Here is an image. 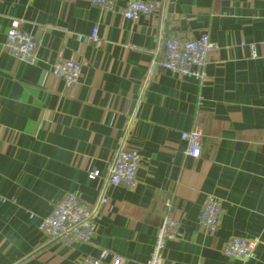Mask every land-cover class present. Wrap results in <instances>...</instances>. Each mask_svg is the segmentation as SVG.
Wrapping results in <instances>:
<instances>
[{
  "label": "crops",
  "instance_id": "0c3cea01",
  "mask_svg": "<svg viewBox=\"0 0 264 264\" xmlns=\"http://www.w3.org/2000/svg\"><path fill=\"white\" fill-rule=\"evenodd\" d=\"M160 1V13L127 20L126 0L113 11L89 0H0V264H81L102 251L106 264L113 255L145 264L165 200L179 230L163 264H264V0H175L168 22ZM14 19L37 40L33 65L3 49ZM93 29L98 43L80 42ZM204 34L218 46L205 83L157 65L165 40ZM60 60L81 64L71 88L51 75ZM195 127L202 150L192 159L180 134ZM128 149L142 157L137 184L107 187L91 240L44 237L40 221L65 195L98 204ZM209 195L222 209L214 234L197 223ZM233 237L255 241L254 258L226 257Z\"/></svg>",
  "mask_w": 264,
  "mask_h": 264
},
{
  "label": "built area",
  "instance_id": "2783aa9c",
  "mask_svg": "<svg viewBox=\"0 0 264 264\" xmlns=\"http://www.w3.org/2000/svg\"><path fill=\"white\" fill-rule=\"evenodd\" d=\"M92 6L105 11H113L116 0H89ZM164 8L160 0H126L121 11L127 20H136L140 16L160 13ZM21 21L14 19L6 33L3 49L16 61L33 65L37 62V40L21 28ZM80 42L98 43L97 29L90 36L81 37ZM218 49L207 34L192 39L170 38L163 43V57L156 59L157 65L165 71H170L181 77H189L199 83H205L207 76L205 67L210 52ZM250 56L255 57L254 46H250ZM155 63V60L153 61ZM81 74V64L73 60L56 62L51 75L62 81L65 88L75 85ZM203 130L195 127L193 130L180 134V139L186 143L185 155L192 159L199 158L202 150ZM142 163L141 155L134 149L121 150L112 161L106 178V185L100 190V199L95 207H87L72 194L65 195L54 206L51 213L41 219L39 231L48 240L64 239L67 242H88L97 230L99 206L108 201L107 187H126L133 189L137 184V172ZM100 177L95 170L88 174L90 180ZM162 218L156 230L152 252L145 264H163V253L169 242L178 240L179 225L172 215L171 203L165 200L160 205ZM221 203L214 196H207L198 215L199 227L207 233L214 234L220 223ZM256 242L239 237L229 239L223 246V254L231 259L249 260L255 256ZM109 253L102 251L95 258L83 259L81 264H106ZM112 264H119V258L113 255Z\"/></svg>",
  "mask_w": 264,
  "mask_h": 264
},
{
  "label": "water",
  "instance_id": "95a60500",
  "mask_svg": "<svg viewBox=\"0 0 264 264\" xmlns=\"http://www.w3.org/2000/svg\"><path fill=\"white\" fill-rule=\"evenodd\" d=\"M175 0H168V4H167V7H166V20L167 22L169 21V17H170V14L173 12V4H174Z\"/></svg>",
  "mask_w": 264,
  "mask_h": 264
}]
</instances>
